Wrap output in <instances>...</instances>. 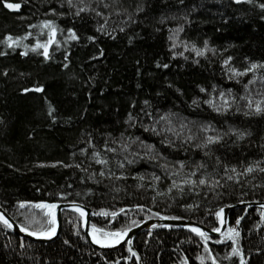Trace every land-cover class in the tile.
Returning a JSON list of instances; mask_svg holds the SVG:
<instances>
[{
    "label": "trees",
    "instance_id": "trees-1",
    "mask_svg": "<svg viewBox=\"0 0 264 264\" xmlns=\"http://www.w3.org/2000/svg\"><path fill=\"white\" fill-rule=\"evenodd\" d=\"M6 2L20 4V8L9 9ZM84 3L96 11L76 16L77 8H70L66 0H0V41L9 34L13 38L26 37L13 48L0 43V207L19 225L26 223L25 213L46 219L45 210L32 206L39 202H79L94 214L90 228L95 224L116 230L131 220L139 224L156 218L158 212L159 216L186 218L212 229L219 227L215 212L221 207L241 201H264V172L258 170L241 177L240 184L222 179L225 187H217L207 195V190L201 189L199 195L186 191L180 196L168 194L170 174L177 169L158 166L165 161L170 166L181 160L189 165L204 161L208 171L216 168L218 178L223 176V165L235 167L238 172L257 161L264 167V112L256 113L241 99L248 95L243 85L253 73L229 79V68L242 71L253 62L264 64V8L260 7L264 0ZM73 4L82 6L80 0H73ZM138 6L143 11H137ZM97 11L103 15L97 16ZM45 20L53 21L58 29V43L50 46L47 60L40 54L42 50L31 51L37 39H48V29L41 27ZM102 24L104 32L97 31ZM69 28L75 30L78 40L68 39ZM91 36L96 39H88ZM170 36L175 37L174 49ZM205 41L215 51L197 56L192 46L203 48ZM173 52H183V56L173 57ZM229 56L232 59L225 66L223 61ZM157 63L168 67H157ZM255 76L256 83L249 85L254 100L260 98L258 93H264V68L257 69ZM37 87L42 91H35ZM201 88L206 91L201 92ZM221 91L231 103L226 111L219 97ZM207 100H213L221 111L204 103ZM145 111L152 114V119L144 115ZM129 113L135 118L130 122L135 127L126 123ZM165 114H174L169 118L175 131L181 133L180 138L169 132L157 135L140 126H150ZM181 124L186 125L183 130ZM201 125L215 129L209 135L223 136L221 143L210 146L211 159L193 143H182L189 129L197 137L195 142H200L205 135ZM165 126L161 121L157 128ZM122 133L124 140L138 136L154 145L165 159L137 158L136 163L118 168L117 159L122 160L124 153L119 151V144L111 141L120 140ZM165 137L175 146L162 144ZM105 140L118 149L117 153L104 152ZM93 151L106 155L109 164H96ZM128 151L143 153L144 149L133 145ZM102 169L106 173L103 177L99 175ZM109 170L116 175L122 172L127 178L109 177ZM188 171L174 178L180 180ZM152 173L162 177L161 181L153 182ZM138 175H144L145 180L135 179ZM150 183L155 184V190L148 187ZM20 202H28L29 206L19 209ZM137 204L145 206L143 211L135 207ZM185 204L199 207L190 210L182 206ZM121 208L124 213L119 212ZM102 209L116 211L118 216L112 219L98 215ZM261 211L250 210L235 227L240 235L234 245L226 238L208 241L218 264H241V258L244 264H264ZM242 212L237 209L229 213V227H234ZM133 245L141 264H181L184 256L189 258V264H201L198 256L205 257L204 264H212L203 242L186 229L151 228L134 236ZM233 246L242 257L232 254ZM129 258L126 246L108 252L94 249L82 231V218L73 211L63 212L58 238L46 244L19 238L0 224V264H137L135 258Z\"/></svg>",
    "mask_w": 264,
    "mask_h": 264
},
{
    "label": "snow or ice",
    "instance_id": "snow-or-ice-1",
    "mask_svg": "<svg viewBox=\"0 0 264 264\" xmlns=\"http://www.w3.org/2000/svg\"><path fill=\"white\" fill-rule=\"evenodd\" d=\"M66 2L70 8H73V7L77 8L76 12L74 13L76 16H80V14L82 12L89 11V10L96 11V9L91 8L90 4H85L84 0H80V5H82V6H79V7H77L76 5L73 4V0H66ZM181 2H183V0H181ZM235 2L240 3L241 0H235ZM103 6L105 8L109 7L108 4H104ZM6 7L9 9H19L20 4L7 3L6 2ZM260 7L264 8V4H261ZM52 11L55 12L54 9ZM137 11H143V8H140L138 6ZM60 15H64V13H60ZM96 15L102 16L103 13L97 11ZM129 19H131L130 16H129ZM133 22H135V21H133ZM106 23H107V20H105V24ZM41 27L43 29H48V39L44 42L37 39L35 44L32 45L31 51L37 52L38 50H42V52H40V54L43 55V57L47 60L50 58V56H49L50 46H52L54 43H58L56 41V35H57L58 29L55 26L54 22L51 20L43 21ZM179 30L182 31L183 29H179ZM97 31L104 32V25L102 24L97 29ZM120 31L123 32L124 28L121 27ZM67 32L69 33L68 39H70V40H78L79 39V36L76 34L74 29L69 28L67 30ZM27 35L30 36L31 33H28ZM24 38H26V37H15V38H13V36L9 34L8 36L5 37V39L3 41H0V43H6L7 47L13 48L15 46H19V42ZM88 39L95 40L96 38L94 36H91V37H88ZM169 39L173 41L171 47L173 49L176 48L177 45L175 43V37L170 36ZM25 47L27 48L28 46H25ZM185 50H187L186 45H185ZM192 51H194L197 56H204L207 51H215V50L209 49L208 42L205 41L203 48H198L195 45H193ZM24 54L27 55V52H25ZM101 54H102V52H101ZM0 55H3V53H0ZM176 55L183 56V52H180V53L173 52V57H175ZM65 59H67V57H65ZM185 59H187V57H185ZM231 59H232L231 56L227 57L223 61V64L225 66H228ZM67 66H68L67 64H64V67H67ZM161 66L164 68L168 67L167 64L160 65L159 63H157V67H161ZM259 68H264V64H257V63L253 62V63H250L249 67L243 69L242 71L239 69H236V68H229V72L231 73V75L229 76V79H232L234 77H242V76L247 75L248 73H253L252 79L248 80V82L243 85L245 91L248 92V95L241 97V99L246 100L247 101L246 107H248L249 109L254 108L256 113L264 112V93H258L260 98L254 100L252 94L249 92V85L256 83L257 77L255 76V72ZM237 82H239V80ZM261 82L264 83V77H261ZM34 90L39 92V91H42V88L37 87ZM24 91L27 92V91H30V89H24ZM200 91L204 92V91H206V89L201 88ZM214 91H215V89H214ZM228 92L230 93L231 89H229ZM219 97L223 101L222 108H223V110L226 111L227 109H229L231 107V103L229 102V100L225 96V92L221 91L219 93ZM234 100H235V98H233V102H234ZM195 103H196V101L194 100L193 104H195ZM204 103L211 105L213 107V109L217 112L221 111V107H217V105L214 103L213 100H207V101H204ZM144 104L148 105V101H144ZM52 111L53 110L50 109L49 115H52ZM144 115L146 117H148L149 119H152V114L150 112L145 111ZM170 115H174V114L162 115L159 117V119L154 124H152L150 126L144 125L142 123L140 126L144 128V131H151L157 135H160L161 132H169V133H172L177 138H180L181 133L175 131L174 127L172 126V121L169 118ZM134 119L135 118L131 115V113H129L128 121H126V123H129L130 127H135V123H130ZM161 121H164L166 126L158 130L157 125ZM185 127H186L185 124L180 125L181 130H183ZM200 131L205 133V135L203 136L202 140H200V142H195L197 140V137L194 134H191V130L189 129V134L185 135L183 137L182 143H193V146L195 148L204 151L205 157H208L209 159H211V148H210V146L214 145V144L221 143V141L223 140V136L220 134L209 135L208 133L215 131V129H213L211 127V125H201ZM123 135L124 134L122 133L120 140H112L111 141L112 144H119L120 145L119 151L121 153H124L122 160L117 159V167L118 168L123 169L125 167V164L131 165V164L136 163L137 158H139V159L147 158L149 161H159V160L165 159L164 157L161 156V154L158 151H156L154 145L146 144L143 140L140 139V137H138V136L134 137V138L129 137L128 140H124ZM239 135L241 138L243 137V133H240ZM161 143L166 144L170 147L175 146L173 140L169 139L168 137H165L161 141ZM133 145H138L139 148L144 149V152L143 153H141L140 151L129 152L128 150L132 149ZM103 148H104L105 153L110 152V153L115 154L118 151L117 148L110 147L109 141H107V140H105ZM81 151L86 152L87 150L81 149ZM129 156H131L132 158H129ZM92 159L96 164H100L102 166H106L110 162L109 158L106 155H102V153L99 151H93L92 152ZM216 165L217 166L220 165L219 157L216 158ZM65 166L68 167L70 165H65ZM158 166L165 169V170L169 169L170 167H175L177 169L175 172H172L170 174L172 178H171V184L168 188V194H174V195H180V196H183V194L186 191L192 192L196 195H199L201 189H206L207 191H205L204 194L207 195L208 192L213 191L217 187H220V188L225 187V184L221 182L222 179L225 181H233L235 184H240L241 183V177H246L249 174H252L257 170L260 172H264V167L260 166L259 161H257L254 165H251V164L248 165L241 172H238L235 167L229 168L227 165H223V176L219 177V178H218V175L216 174V168L214 167L212 171H208L209 166L204 161H199V162L193 161L192 164L189 165L186 161L181 160V161H176L175 164L171 165V166L165 161V163L159 164ZM75 167L80 168L81 165L76 164ZM185 169H189V171L187 172L186 175H184L182 177V179L177 180L174 178V177L180 175V173ZM84 170L86 171V169H84ZM107 174L109 175V177L115 176L116 179H126L127 178L122 172L119 175H116L115 173H112L111 170H109V172ZM99 175L103 177L106 175V173L102 169L99 172ZM134 178L138 179L140 181L145 180L144 175H138ZM161 179H162V177L156 175L155 173L151 174V180L153 182H159V181H161ZM138 187H144V185L139 184ZM148 187H151L155 190L156 186L154 183H150L148 185ZM156 194L157 195H165L166 193L157 192ZM217 195H219V193H217ZM153 201H155V197H153ZM241 202H243V201H241ZM27 203L28 202H20L19 203V209H24ZM32 206L35 208L45 210L44 216L46 217V219H37L35 215H30V214L25 213L24 215H25L26 223L20 224L19 230L21 232L27 233L28 235L36 236V237H44V238L50 239L53 236H55L56 235V223H57L56 210H57L58 205L56 203H37V204H34ZM182 206L187 208V209H190V210L199 207L198 204H185ZM135 207L137 209L143 211L145 206L137 204V205H135ZM72 208L76 212L79 213L80 217L86 216L85 210L80 205L73 203ZM260 209H264V204L260 205ZM244 211H246V209ZM119 212L124 213L125 209L121 208L119 210ZM223 213H224V207H221L219 209V211L215 212V216L219 219L221 225L224 224ZM98 215H102L104 217L111 216L112 219H115L118 216V213L116 211H112L111 213H109L108 211L102 209L98 213ZM155 215L159 216L160 213L157 212V213H155ZM260 215H261V219L264 220V211H261ZM171 219H181V218L180 217H171ZM242 219H244L243 216H240L236 219L235 223L237 226L241 223ZM0 224H2L5 228L10 229V230L13 229V227H14L13 222L10 220V218H8L6 216L5 212H0ZM45 225H47V227H45ZM33 226H36V227H33ZM138 226L139 225H138L137 221H135V220H131L129 223L122 225L120 229H116V230H105V228H100V227H97L95 224H93L91 226L90 235L92 238V242L95 244H98L102 247H113L115 245L121 244L122 241H125L129 245L127 250L129 253H131V257H136L137 260H139L137 253L131 247L132 239L128 238L129 233L132 232V229L134 227H138ZM156 227H158V226L155 224L151 225V228H156ZM164 227H170V226L164 225ZM188 227H189L190 231L192 233H195L200 238V240L203 242L204 251L208 254V258L211 259L212 264H218L216 257L212 255L211 249L208 247V241L210 239H212V237L206 231L201 229L200 227L191 226V225H189ZM212 232L220 233L221 236L226 238L227 240H232L233 245L235 244V238L240 235L239 231H237V228H235V227H229L226 232H222L221 227H214V228H212ZM151 234H152L151 231H149L148 235L150 236ZM217 242H223V241H217ZM65 243H67V241H65ZM232 254H240L239 250L235 246L232 247ZM240 255L242 257V254H240ZM197 259H199L201 261V264H204L205 257L198 256ZM115 264H119V261H116ZM181 264H189V258L187 256H184L181 260ZM241 264H244V261L242 258H241Z\"/></svg>",
    "mask_w": 264,
    "mask_h": 264
},
{
    "label": "water",
    "instance_id": "water-1",
    "mask_svg": "<svg viewBox=\"0 0 264 264\" xmlns=\"http://www.w3.org/2000/svg\"><path fill=\"white\" fill-rule=\"evenodd\" d=\"M39 203H42V202H39ZM75 203L77 205H80L86 212V216L85 217H82V231L85 235V238L87 240V242L96 250H99V251H104V252H108V251H113V250H117L121 247H124L126 246L127 249L129 247V245L125 242V241H122L121 244L119 245H115L113 247H102L98 244H95L92 242V238H91V231H90V220H91V217L94 216V214L92 213V210L90 207L88 206H85L84 204L82 203H79V202H56V204L58 205L57 207V210H56V220H57V223H56V235L53 236L52 238H44V237H36V236H31V235H28L27 233L25 232H21L19 230V224L2 208L0 207V212H5L6 216L8 218H10V220L13 222L14 224V227L13 229H9L15 236L19 237V238H23L25 240H28V241H31V242H35V243H49L55 239L58 238L60 232H61V228H62V214L64 211H73V212H76L73 208H72V204ZM261 204H264V201H243V202H236L234 204H231V205H227L224 207V213H223V219H224V224L221 225L220 224V221H219V227H221V231L224 232L227 228V220H228V216H229V213L233 210H237V209H243V212L240 216H243L245 217V215L252 209H260V205ZM26 206H29V203L26 204ZM25 206V207H26ZM246 209V211H244ZM262 211H264V209H260ZM78 213V212H77ZM157 225L158 227H164V225H169L170 227L172 228H176V229H186V230H189V225L191 226H197V227H200L201 229H203L204 231H206L211 237L212 239H218L221 236L220 233H215V232H212V229L196 222V221H192V220H189V219H186V218H181V219H171V217H167V216H158L156 218H149V219H146L144 221H142L141 223H139L138 227H134L132 229V232L129 233V237L128 238H131L132 239V245L131 247L133 248V250L135 251L134 249V245H133V238L134 236L140 234V233H143L145 231H148L151 229V225ZM236 223H235V226L236 227ZM127 239V238H126ZM136 252V251H135ZM137 253V252H136ZM130 254V258L129 260H132L133 258H135L137 264H141V260H140V257L137 253V256L139 257V260H137L136 257H131V253Z\"/></svg>",
    "mask_w": 264,
    "mask_h": 264
},
{
    "label": "rangeland",
    "instance_id": "rangeland-1",
    "mask_svg": "<svg viewBox=\"0 0 264 264\" xmlns=\"http://www.w3.org/2000/svg\"><path fill=\"white\" fill-rule=\"evenodd\" d=\"M77 213V212H76ZM79 214V213H78ZM82 218V217H81ZM229 228V226H227V228H226V230L224 231V232H226L227 231V229ZM90 231H91V228H90ZM224 238V237H223Z\"/></svg>",
    "mask_w": 264,
    "mask_h": 264
},
{
    "label": "flooded vegetation",
    "instance_id": "flooded-vegetation-1",
    "mask_svg": "<svg viewBox=\"0 0 264 264\" xmlns=\"http://www.w3.org/2000/svg\"><path fill=\"white\" fill-rule=\"evenodd\" d=\"M240 217V216H239ZM228 221V220H227ZM227 226H228V222H227ZM234 226H235V223H234ZM220 238H223V237H220Z\"/></svg>",
    "mask_w": 264,
    "mask_h": 264
}]
</instances>
